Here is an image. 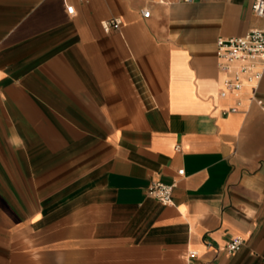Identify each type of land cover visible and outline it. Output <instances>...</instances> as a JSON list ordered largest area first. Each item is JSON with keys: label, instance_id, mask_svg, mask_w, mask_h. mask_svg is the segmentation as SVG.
I'll list each match as a JSON object with an SVG mask.
<instances>
[{"label": "crops", "instance_id": "crops-1", "mask_svg": "<svg viewBox=\"0 0 264 264\" xmlns=\"http://www.w3.org/2000/svg\"><path fill=\"white\" fill-rule=\"evenodd\" d=\"M169 1L0 0V264H264V70L216 58L264 18Z\"/></svg>", "mask_w": 264, "mask_h": 264}, {"label": "built area", "instance_id": "built-area-1", "mask_svg": "<svg viewBox=\"0 0 264 264\" xmlns=\"http://www.w3.org/2000/svg\"><path fill=\"white\" fill-rule=\"evenodd\" d=\"M180 2L190 3L194 0H179ZM252 12L260 18H264V0H251ZM161 4L170 3L169 0H158ZM66 11L69 15L74 13L73 6H67ZM144 17L149 16L148 11H142ZM118 19L102 23L105 32L110 29H117L120 25ZM216 58L217 69L224 75L220 96L228 92H237L241 89L244 81H259L264 70V29H253L240 37L216 39ZM235 111L234 108L230 109ZM183 170L178 174L183 175ZM175 184H163L152 182L146 189V194L159 201L163 205L172 203V195ZM243 239L234 237L226 241L225 250L228 253H234L240 249ZM188 258L196 256L195 251L188 252Z\"/></svg>", "mask_w": 264, "mask_h": 264}]
</instances>
